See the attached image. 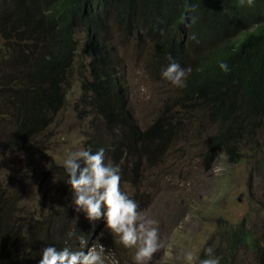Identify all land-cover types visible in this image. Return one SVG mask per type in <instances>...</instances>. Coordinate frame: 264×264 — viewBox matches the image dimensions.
Instances as JSON below:
<instances>
[{"label": "trees", "instance_id": "trees-1", "mask_svg": "<svg viewBox=\"0 0 264 264\" xmlns=\"http://www.w3.org/2000/svg\"><path fill=\"white\" fill-rule=\"evenodd\" d=\"M115 30L152 42L151 72L163 71L169 55L191 69L180 92L146 127L129 108L111 39ZM78 56L88 72L80 75L75 104L78 112L81 101L90 109L86 148L105 150V163L121 169L120 184H136L144 167L157 163L176 139L181 119L169 113L173 102L215 125L204 155L207 168L221 153L235 161L253 150L255 171L264 176V0L251 6L247 0H0V171L7 153L18 152L21 161L12 174L0 176V264H39L49 246L80 250V235L88 240L85 252L99 244L106 217L90 221L76 210L63 164H49V173L56 172L52 203L45 208L50 198L44 193L40 208L13 216L22 211L16 193L27 186L21 168L41 160L46 142L39 137L74 91ZM221 61L229 72L220 69ZM69 232L76 235L69 238ZM218 234L195 264L207 258L209 247L219 264H240L244 246L264 263V244L244 219Z\"/></svg>", "mask_w": 264, "mask_h": 264}, {"label": "rangeland", "instance_id": "rangeland-1", "mask_svg": "<svg viewBox=\"0 0 264 264\" xmlns=\"http://www.w3.org/2000/svg\"><path fill=\"white\" fill-rule=\"evenodd\" d=\"M111 35L122 65L129 108L135 120L146 127L181 87L164 79L162 71L151 72L152 42L148 38L138 40L134 35L117 30ZM80 62H83L82 67ZM77 63L73 73L74 91L66 98L53 124L39 137L46 142L41 160L38 164L33 162L35 166L29 164L30 167L21 168L27 186L16 193L23 201L19 206L22 211L14 210V217L40 208L44 193L50 198L51 183L56 179V172L49 173L50 163L63 164L69 149L87 150L85 141L92 127L90 109L81 101L79 113L75 104L81 94L80 75L88 72L85 60L78 56ZM137 69L143 70L142 77L137 75ZM142 85L147 87L150 99H145V94L141 93ZM172 112L181 119L176 139L163 151L157 163H148L144 167L136 184L130 187L120 184L121 191L137 202L138 211L158 222L165 247L153 255L149 264H195L197 259L189 262L180 258L182 250L191 251L198 258L205 243L219 241L218 232L223 226L242 219L264 244V176L255 171L253 150L235 161L221 153L207 168L204 155L215 125L201 112L180 106V103L170 105L169 113ZM261 136L264 138V131ZM19 156L18 152L7 153L0 176L13 173V169L21 164ZM49 200L45 201V208L52 203L51 198ZM102 224L97 231L99 244L94 248L104 247L105 264H135V249L126 248L119 242V237L107 227L106 218ZM239 253L240 264H264L249 247L240 248Z\"/></svg>", "mask_w": 264, "mask_h": 264}, {"label": "clouds", "instance_id": "clouds-1", "mask_svg": "<svg viewBox=\"0 0 264 264\" xmlns=\"http://www.w3.org/2000/svg\"><path fill=\"white\" fill-rule=\"evenodd\" d=\"M244 2L245 0H241L242 5ZM247 4L251 6L253 0H247ZM168 60L170 63L162 71V77L177 87H183L191 69L182 68L171 55ZM219 67L224 72L230 71L226 62H219ZM137 75L142 77L143 70L137 69ZM140 91L145 94V99H150L146 86L142 85ZM62 166L68 174L67 183L74 190L73 203L76 210L83 211L90 221L106 217L107 227L119 237V242L126 248L135 249V264H149L153 255L163 249L165 244L159 235L158 222L141 214L137 202L121 191L119 165L106 164L105 150L100 148L94 153L90 150L69 149ZM75 235L74 232L68 233L69 238ZM77 239L80 250L73 251L69 247H63L58 251L55 247H45L39 264H105L102 245L99 250L90 247L85 252L88 240L84 235ZM205 252L207 258L200 260L199 264H219L212 248H207ZM180 258L189 262L197 259L191 251L183 250Z\"/></svg>", "mask_w": 264, "mask_h": 264}, {"label": "water", "instance_id": "water-1", "mask_svg": "<svg viewBox=\"0 0 264 264\" xmlns=\"http://www.w3.org/2000/svg\"><path fill=\"white\" fill-rule=\"evenodd\" d=\"M103 224H104V222H103ZM103 224H102V225H103Z\"/></svg>", "mask_w": 264, "mask_h": 264}]
</instances>
